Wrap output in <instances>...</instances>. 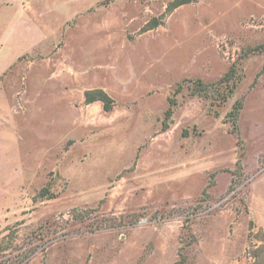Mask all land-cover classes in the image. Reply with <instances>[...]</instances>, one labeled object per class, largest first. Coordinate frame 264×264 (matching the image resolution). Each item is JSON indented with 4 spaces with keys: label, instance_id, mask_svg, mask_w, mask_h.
<instances>
[{
    "label": "rangeland",
    "instance_id": "rangeland-1",
    "mask_svg": "<svg viewBox=\"0 0 264 264\" xmlns=\"http://www.w3.org/2000/svg\"><path fill=\"white\" fill-rule=\"evenodd\" d=\"M173 1L0 0V264H264V0Z\"/></svg>",
    "mask_w": 264,
    "mask_h": 264
},
{
    "label": "trees",
    "instance_id": "trees-1",
    "mask_svg": "<svg viewBox=\"0 0 264 264\" xmlns=\"http://www.w3.org/2000/svg\"><path fill=\"white\" fill-rule=\"evenodd\" d=\"M190 1H192V0H174L171 3V7H177V6H180L181 4L188 3ZM258 48H261V45L257 46V48L255 47V49H258ZM233 78H234V76L232 74V70H230L223 77H221L217 82H214V83H204L201 79H197V80L193 81L194 86L192 88V91H193L192 94L207 95L208 94V88L210 86L215 85V84L218 85V84L221 83L220 84L221 86L225 84L224 85L225 88H227V89L230 88L228 93H226L227 96L225 94H224L225 96L223 95L224 97H223L222 100H226L228 95H230V92L232 93L234 91L233 90V86L234 85L232 86L233 80H234ZM230 84H231V86H229ZM182 88H183V84L179 83L177 90L181 91ZM84 96H85V102L87 104L93 103L95 101H100L102 103V107H103L105 112L112 111L114 109L115 105H116V101L114 100V98L106 90H104L103 88L87 89L84 92ZM176 104H177L176 96L169 98V106H168V108H167V110L165 112V115H166L167 119L172 117L173 112H174V107L176 106ZM241 108H242V103L238 102L236 104V106L233 107V110L231 112L233 114L232 117L237 118ZM234 109L236 111H234ZM233 120H235V119H233ZM167 128H169V123H168V121H165L163 123V130H166ZM0 243H2L0 245V250L7 248L5 246V241L4 240H3V242L1 240ZM181 249H182V247H180V250ZM183 262H184V260H183Z\"/></svg>",
    "mask_w": 264,
    "mask_h": 264
},
{
    "label": "crops",
    "instance_id": "crops-1",
    "mask_svg": "<svg viewBox=\"0 0 264 264\" xmlns=\"http://www.w3.org/2000/svg\"><path fill=\"white\" fill-rule=\"evenodd\" d=\"M84 99H85V96H84Z\"/></svg>",
    "mask_w": 264,
    "mask_h": 264
}]
</instances>
